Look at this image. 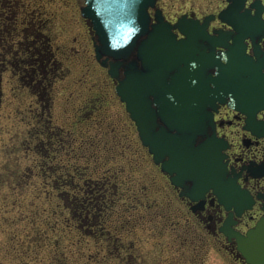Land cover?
<instances>
[{"label": "rangeland", "instance_id": "1", "mask_svg": "<svg viewBox=\"0 0 264 264\" xmlns=\"http://www.w3.org/2000/svg\"><path fill=\"white\" fill-rule=\"evenodd\" d=\"M209 1L162 4L178 10L187 3L207 11ZM83 4L0 0L1 30L6 11L17 21L6 50L15 66L2 73L0 86V264H240L214 233L195 222L142 144L115 82L95 56ZM34 33L52 66L42 88L22 76L28 72L17 57V43L31 45ZM41 89L46 91L40 96ZM43 130L63 145L54 159L69 167L65 178L77 167L76 182L110 178L115 183L113 209L94 232L70 230L65 221L70 211L64 206L61 212L58 192L45 187L52 178L32 167L42 159L36 150L26 153L24 143L29 138L36 144L38 137L32 138ZM66 186L77 192L76 186Z\"/></svg>", "mask_w": 264, "mask_h": 264}, {"label": "flooded vegetation", "instance_id": "2", "mask_svg": "<svg viewBox=\"0 0 264 264\" xmlns=\"http://www.w3.org/2000/svg\"><path fill=\"white\" fill-rule=\"evenodd\" d=\"M163 2L164 0H158L156 8L150 10L153 15L161 12L165 19L172 24H175L184 15H187L188 18L201 20L205 16L211 15L210 19L213 20L210 28L211 32L213 27H215L221 31L216 36L220 34L230 36L233 34L228 31L230 26L218 18L219 13L227 8L228 0H210L207 5V11H200L199 7L188 5L187 3L183 6L181 5L178 10L167 9L162 4ZM257 7L260 10H264V0L258 2ZM153 22H156L155 18ZM259 22L261 24L259 33L254 35V39L248 37L245 41L248 53L255 57L254 43L259 45L256 48L257 51L262 52L264 55V21L261 19ZM175 32L179 33L177 29H175ZM24 37L28 36L24 35ZM178 38H184V35L179 33ZM39 39L40 36L35 34L34 38L28 39L31 45L21 46L20 43H17L16 48L21 49L18 51L17 57L21 59L19 61L20 67L24 66L28 72L26 73L23 70L22 76L27 74V77L31 80H36L37 86L46 87L47 74L51 71L52 66H49L50 63L47 61V56L44 57L46 53L44 54L43 51L39 50L35 44ZM18 40L22 42V39ZM216 41L215 37L206 41L204 39L200 40V42L209 46L215 44ZM9 43L11 45L10 41ZM221 43L226 44L227 41L221 39ZM12 49L14 48L12 47ZM211 50V48L207 49L208 52ZM229 50V48L226 49L220 45L215 49V52L218 55H223ZM1 54L0 61L3 62L2 64L5 67L0 74V86L2 73L9 69L13 71L11 65L15 66V63H8L7 66L5 63L8 61L7 59H11L12 54L6 56L2 51ZM133 59L138 60L137 57ZM253 60L257 61L255 58ZM138 61L139 67H141V61ZM125 63L128 64L127 61ZM106 69L108 72V68ZM215 71L216 67L210 69V72ZM123 72V68H120V77H123ZM262 73L264 74V69H262ZM111 79L116 86V80L112 77ZM211 110L213 112L212 120L209 118L205 120V127L198 134L196 145L209 142L210 148L216 149V156L220 159L222 170L219 176L220 189L211 188L201 191L200 188L196 191L191 181L185 182L186 189H184L172 183L170 175L162 169L161 164L155 163V165L190 214L193 215L195 222L214 233L223 243V249L233 259L239 261L240 264H248L238 250L236 235L246 234L251 228L256 226L260 219L264 218V101L261 106L255 109L256 116L250 122L248 121L249 116L247 113L232 107L229 102H217L216 108H211ZM160 124L164 125L162 121ZM80 182H78L79 190H77L81 195H86L87 192L84 193V190L88 182L82 181L83 185L79 188ZM228 183L237 186V188L234 187L235 190H233L232 194L225 192V186ZM90 187L94 188V193L91 195H99V198L101 195L111 198L110 194L116 190L115 183L110 178L108 181L107 178L93 181V185H90ZM183 191H186V193L191 192L196 197L195 200L192 199L193 196L182 194L184 193ZM233 233L236 235H233Z\"/></svg>", "mask_w": 264, "mask_h": 264}, {"label": "water", "instance_id": "3", "mask_svg": "<svg viewBox=\"0 0 264 264\" xmlns=\"http://www.w3.org/2000/svg\"><path fill=\"white\" fill-rule=\"evenodd\" d=\"M86 1L87 6L83 8V15L92 19L100 37L101 46L97 47L98 59L101 60L106 55L115 58L111 62V74L116 76L118 70L120 71V65L124 62L120 60H128L134 53L141 56L142 52L147 59L143 69H135L136 71L128 73L126 79L121 81L117 91L122 100L127 102L128 110L138 124L141 137L145 144L150 146L155 160L160 162L164 157L169 156L170 160L167 164L164 163V169L172 174L177 173L173 181L184 187V189L186 187L183 181H193L198 186L212 183L207 175L211 170L208 167H213L214 163H210L206 167L203 158L204 149H201L200 152L193 149V140L188 135L190 122L187 123L185 120L189 118L188 114L180 116L179 121L181 124H172L169 127L171 130L177 129L179 134L168 133L167 129H164L165 132H153L158 117L164 120L169 113L181 112V107H179L176 99L179 94L176 82L166 81L167 74L173 68L172 56L175 55L167 54V50L177 47L186 49L191 45L189 43H178L177 45L174 36L165 35L159 49L156 50L153 39L161 38V36L155 34L159 31L157 26L155 28L156 32L149 39L153 40V44L146 43L140 46L139 39L149 31V6H153L156 0ZM247 1L230 0V8L234 9V16H242L241 11H243ZM253 4L254 2L250 6L253 7ZM247 9L250 8H246L243 12ZM259 14L260 12L256 10L253 16L256 17ZM220 16H222V13ZM232 26L235 28L234 25ZM198 31L203 30L197 27L194 28L193 33L196 38ZM183 32L185 33V31ZM183 61L181 58L180 63ZM102 62L107 65L106 59ZM137 65L139 66L138 60L132 61L130 63L131 70L137 68ZM244 87L247 88L248 86L242 85L239 90L245 89ZM151 97H154L155 100H151ZM177 177L180 178V181L176 180ZM183 192L182 194H190L186 191ZM236 236L239 237L238 234ZM241 240L240 249L246 256L247 261L252 264H264V220H261L258 226Z\"/></svg>", "mask_w": 264, "mask_h": 264}, {"label": "trees", "instance_id": "4", "mask_svg": "<svg viewBox=\"0 0 264 264\" xmlns=\"http://www.w3.org/2000/svg\"><path fill=\"white\" fill-rule=\"evenodd\" d=\"M11 14V13H10ZM9 12L6 11L4 20V25H6L4 30H1L0 27V51L8 56V52L6 50L10 49V38L9 35L12 34L11 30L13 29V24H16V19L12 18L10 16ZM34 24V23H33ZM36 25V24H34ZM1 26V25H0ZM31 27V24L29 25ZM35 34H33V38L35 37ZM38 35V34H37ZM32 38V37H31ZM15 49V48H14ZM2 54L0 53V58ZM3 62L0 61V74L1 70L5 67V65L2 64ZM6 66L8 64V61L5 62ZM42 88V87H40ZM45 89L39 90V95H43L45 93ZM40 104H43L42 101ZM46 114V109L44 110ZM39 119H42L40 116H38ZM43 124H46L44 119H42ZM52 131V130H51ZM30 131H28L29 133ZM33 133V132H32ZM43 135H38L35 133V136L32 138L36 139L38 137V140L36 141V144L32 145L30 142V139L27 138L26 142L24 143V150L26 153L33 152V150H36V155L38 154L40 156L41 162L38 164H33V168L36 167L39 169L40 175L45 177H50L51 182L48 180H45V187L49 190V193L54 189L57 193V195L60 197V199L63 202L61 212L64 213V206L66 208V211H70L69 216L70 220H65L66 224L69 226L70 230H73V228L77 229L78 231H88V232H94L95 225L100 224L102 221V217L104 216L105 212L108 210L113 209L111 202L114 201V198H109V196H103L99 198V195H91L94 193V188H91L90 185H93L90 181H87L85 185V192H87L86 195H81L78 191V182H76V178H78L79 175H76L78 173L77 167H71L72 170L68 171L69 176L65 178V171L66 168L69 169L65 164H62L61 162H58L54 159L58 157V154H60L62 144H58V141L55 140V134L51 138H46L49 136L50 133L42 131ZM34 141V140H33ZM30 143V144H29ZM53 144L52 147L49 146V144ZM29 148V151L26 150V148ZM49 153V155H47ZM53 155V157L51 156ZM45 156V158L43 157ZM38 162V161H36ZM48 162V164H47ZM40 166V167H39ZM31 167V169H32ZM34 170V169H33ZM21 174V173H20ZM28 174V173H27ZM12 176V173L10 174ZM54 176V177H53ZM75 178V179H74ZM68 180H71L68 181ZM80 182V181H79ZM70 184V186L74 189V187L77 190V192H74V190H70L67 188V184ZM82 181L80 182V186H82ZM51 187L52 189L50 190ZM60 207V206H58ZM58 212V211H57ZM65 214V213H64ZM62 216H64L62 214Z\"/></svg>", "mask_w": 264, "mask_h": 264}]
</instances>
